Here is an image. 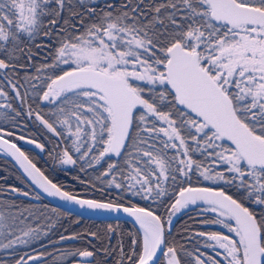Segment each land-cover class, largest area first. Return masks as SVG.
I'll return each mask as SVG.
<instances>
[{
    "label": "snow or ice",
    "instance_id": "snow-or-ice-1",
    "mask_svg": "<svg viewBox=\"0 0 264 264\" xmlns=\"http://www.w3.org/2000/svg\"><path fill=\"white\" fill-rule=\"evenodd\" d=\"M0 153V264H264V0H0Z\"/></svg>",
    "mask_w": 264,
    "mask_h": 264
},
{
    "label": "trees",
    "instance_id": "trees-1",
    "mask_svg": "<svg viewBox=\"0 0 264 264\" xmlns=\"http://www.w3.org/2000/svg\"><path fill=\"white\" fill-rule=\"evenodd\" d=\"M6 127H7V125H6ZM29 129H31L32 132H35V128L32 125H29L28 129H24L23 128V121H21V128H17V129H15V131L18 134L22 133L24 135H29L30 134ZM23 147L26 150L31 149L32 150V154L36 157V162L38 163V166H42V164L40 162L42 160V157L40 155L39 150L38 149L36 150L31 145H27V144H25V146H23ZM14 165H15V163L12 160H10L9 158H7V157H5L3 155H0V169L5 170V172H13V171H15V168L13 167ZM73 174L74 173H61V181H63L65 184H67L69 186L70 190L79 189L81 187L78 183L74 182L71 179V176ZM45 202L47 203L48 200L45 199ZM193 215H195V213H193ZM77 218H80V224H78V225L74 224V221ZM187 219H188L187 216H183L180 219H178L176 221L177 227L182 225L184 223V221L187 220ZM116 222H117V220L90 219V218L81 217L79 215L71 213L70 217L64 221V226L67 227L68 230H69L68 232H65L64 234L67 235L71 231L83 230V229H86L88 227H91L92 229H96L97 227H103L104 224H106V223H116ZM119 223H120L121 227L123 228V230H125V231H135V227H134V225L131 222L126 221V220H119ZM61 232H63V228L58 229L57 234L52 236V239H58V235ZM66 243H74V242H66Z\"/></svg>",
    "mask_w": 264,
    "mask_h": 264
},
{
    "label": "water",
    "instance_id": "water-1",
    "mask_svg": "<svg viewBox=\"0 0 264 264\" xmlns=\"http://www.w3.org/2000/svg\"><path fill=\"white\" fill-rule=\"evenodd\" d=\"M0 155L5 156L4 154L0 153ZM7 157V156H5ZM10 160H12L11 157H7ZM13 161V160H12ZM15 163V161H13ZM48 201L51 200V198H46ZM53 205H58V204H63L64 202L61 201H52ZM66 211H70L71 213H74L76 215H79L81 217L85 218H90V219H98V220H117V217L114 214L110 213H93V212H88L85 210H81L78 208V206L71 205V204H66L65 206ZM119 220H126L129 221L133 224L132 220L130 217H128L126 214H120L119 215Z\"/></svg>",
    "mask_w": 264,
    "mask_h": 264
},
{
    "label": "flooded vegetation",
    "instance_id": "flooded-vegetation-1",
    "mask_svg": "<svg viewBox=\"0 0 264 264\" xmlns=\"http://www.w3.org/2000/svg\"><path fill=\"white\" fill-rule=\"evenodd\" d=\"M23 146H25V144L23 142H20ZM32 146V145H31ZM33 148H35L34 146H32ZM31 152L32 150L29 149ZM37 150V149H36ZM42 160L40 161L42 166L47 167L51 162L49 161L48 157L46 154L40 153ZM59 175V179L61 180V173L58 174Z\"/></svg>",
    "mask_w": 264,
    "mask_h": 264
}]
</instances>
